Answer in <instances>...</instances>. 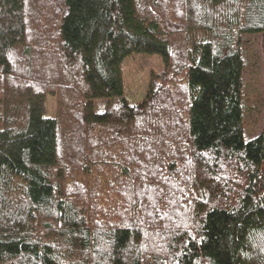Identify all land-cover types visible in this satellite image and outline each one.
Here are the masks:
<instances>
[{
    "label": "trees",
    "instance_id": "trees-1",
    "mask_svg": "<svg viewBox=\"0 0 264 264\" xmlns=\"http://www.w3.org/2000/svg\"><path fill=\"white\" fill-rule=\"evenodd\" d=\"M0 264H264V0H0Z\"/></svg>",
    "mask_w": 264,
    "mask_h": 264
},
{
    "label": "rangeland",
    "instance_id": "rangeland-1",
    "mask_svg": "<svg viewBox=\"0 0 264 264\" xmlns=\"http://www.w3.org/2000/svg\"><path fill=\"white\" fill-rule=\"evenodd\" d=\"M164 71L161 59L157 56L135 55L126 58L121 65L123 95L130 106L139 104L147 95L149 81L152 75ZM46 115L55 113V101L48 96L46 100Z\"/></svg>",
    "mask_w": 264,
    "mask_h": 264
}]
</instances>
